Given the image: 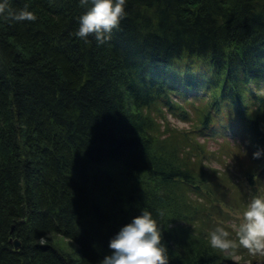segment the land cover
Here are the masks:
<instances>
[{"label": "trees", "instance_id": "trees-1", "mask_svg": "<svg viewBox=\"0 0 264 264\" xmlns=\"http://www.w3.org/2000/svg\"><path fill=\"white\" fill-rule=\"evenodd\" d=\"M25 7L34 20L9 14ZM86 10L8 0L0 14V264H98L141 209L161 224L168 264H222L207 237L181 226L176 185L196 188L195 176L144 112L186 120L175 100L209 95L201 136L240 129L251 153L264 148V0H126L103 44L75 35ZM223 108L230 126L217 130ZM252 158L264 174V156Z\"/></svg>", "mask_w": 264, "mask_h": 264}, {"label": "rangeland", "instance_id": "rangeland-1", "mask_svg": "<svg viewBox=\"0 0 264 264\" xmlns=\"http://www.w3.org/2000/svg\"><path fill=\"white\" fill-rule=\"evenodd\" d=\"M209 93L212 96V92ZM208 98L175 100L180 107L177 112L186 114V120L174 117L165 108H155L144 114L153 122L152 133L159 139L162 148L174 146L180 162L188 166L195 176L196 188L182 183L176 185L177 196L182 198L179 207L189 218V221L181 222V226L189 233L195 232L208 238L218 219V224L230 232V238L238 241L236 225L248 201L254 195H264V174L254 162L249 142L240 129L237 130L238 135L232 137L220 133L214 136L200 135V122L207 110ZM229 113L223 108L219 114H214L216 121L212 126L219 130L222 125H228L225 121ZM251 175L254 186L248 184ZM226 191L233 196H227ZM51 238L67 253H76L72 241L60 236ZM217 250L222 264H264V254H254L243 246L228 251Z\"/></svg>", "mask_w": 264, "mask_h": 264}, {"label": "clouds", "instance_id": "clouds-1", "mask_svg": "<svg viewBox=\"0 0 264 264\" xmlns=\"http://www.w3.org/2000/svg\"><path fill=\"white\" fill-rule=\"evenodd\" d=\"M87 10L78 17L75 35L87 40L93 35L98 44L110 39L112 30L119 27L126 15V0H79ZM8 11V0H0V14ZM17 21L34 20L35 14L27 7L9 13ZM254 158L264 156V148L252 153ZM159 215H163L160 212ZM238 241L230 238V232L217 225L208 233L212 248L228 251L238 246L250 252L264 254V195H254L248 201L242 218L236 225ZM106 253L98 264H168V249L162 243V227L148 209H141L110 237Z\"/></svg>", "mask_w": 264, "mask_h": 264}, {"label": "water", "instance_id": "water-1", "mask_svg": "<svg viewBox=\"0 0 264 264\" xmlns=\"http://www.w3.org/2000/svg\"><path fill=\"white\" fill-rule=\"evenodd\" d=\"M12 244H13V246L15 247V249H19L20 248V241L18 240V239H12Z\"/></svg>", "mask_w": 264, "mask_h": 264}, {"label": "bare ground", "instance_id": "bare-ground-1", "mask_svg": "<svg viewBox=\"0 0 264 264\" xmlns=\"http://www.w3.org/2000/svg\"><path fill=\"white\" fill-rule=\"evenodd\" d=\"M172 86H173V85H172ZM173 87L176 88L177 90H180V91L182 90V88L179 87V86H173ZM200 87H201V85L197 84L195 88H196L197 90H199Z\"/></svg>", "mask_w": 264, "mask_h": 264}]
</instances>
